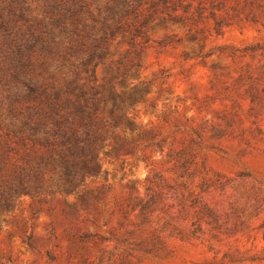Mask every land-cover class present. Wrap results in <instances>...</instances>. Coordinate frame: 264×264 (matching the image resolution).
<instances>
[{"label": "rangeland", "instance_id": "rangeland-1", "mask_svg": "<svg viewBox=\"0 0 264 264\" xmlns=\"http://www.w3.org/2000/svg\"><path fill=\"white\" fill-rule=\"evenodd\" d=\"M170 1L206 8L207 15L211 6L223 10L228 26L220 36L211 30L204 42V52L213 55L185 59V51L198 49L186 42L161 47L170 33L152 32L143 68L130 81L149 88L136 111L141 128L125 136L135 142L133 153H112L119 135L100 156V175L76 192L23 196L12 210L0 209V264H264V205L243 233L219 241L207 226L201 240L156 231L177 215L170 198L167 213L154 208L151 223L140 225L138 205L151 194L149 182L157 177L166 198L165 185L181 183L170 156L183 151L223 177L222 190L201 195L221 222L233 221L232 206L249 208L252 199L241 194L264 197V0ZM203 24L214 26L211 19ZM176 32L183 36L182 28ZM86 234L94 236L81 241ZM152 248L157 251H145Z\"/></svg>", "mask_w": 264, "mask_h": 264}, {"label": "trees", "instance_id": "trees-1", "mask_svg": "<svg viewBox=\"0 0 264 264\" xmlns=\"http://www.w3.org/2000/svg\"><path fill=\"white\" fill-rule=\"evenodd\" d=\"M209 9L207 15L206 8L193 11L190 4L170 0H0V209L12 210L23 196L76 192L100 175V156L119 135L121 144L112 153L132 154L135 142L125 136L141 128L136 111L149 88L139 90L130 81L143 68L152 32L170 33L158 42L161 47L186 42L198 50L185 51L184 58L204 60L213 55L204 52L206 34L220 36L228 26L222 9ZM207 19L213 28L203 24ZM180 28L183 36L176 32ZM170 161L181 183L165 185L166 198L157 177L149 182L151 194L138 205L140 225L151 223L154 208L167 213L170 198L177 215L163 218L156 231L201 240L207 226L211 239L219 241L220 235L243 233L264 205V197L241 194L252 199L249 208L232 206L233 221L221 222L201 195L222 190L223 177L211 175L190 152ZM172 222L186 224V231Z\"/></svg>", "mask_w": 264, "mask_h": 264}]
</instances>
